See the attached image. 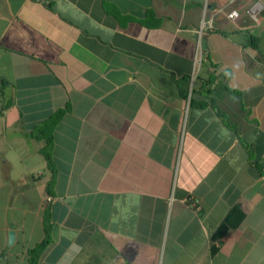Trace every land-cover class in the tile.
I'll list each match as a JSON object with an SVG mask.
<instances>
[{
    "label": "crops",
    "instance_id": "0c3cea01",
    "mask_svg": "<svg viewBox=\"0 0 264 264\" xmlns=\"http://www.w3.org/2000/svg\"><path fill=\"white\" fill-rule=\"evenodd\" d=\"M0 99V264H264V0H0Z\"/></svg>",
    "mask_w": 264,
    "mask_h": 264
},
{
    "label": "rangeland",
    "instance_id": "374dc122",
    "mask_svg": "<svg viewBox=\"0 0 264 264\" xmlns=\"http://www.w3.org/2000/svg\"><path fill=\"white\" fill-rule=\"evenodd\" d=\"M1 112L2 110H0V190H5L6 185L4 184H7L9 179H4V170H6L4 163L8 167V177L13 178L23 170L25 165H29L35 174V171L42 169L38 166L43 165V160L38 153L39 150H37L40 141L20 136L15 122L10 124V122L4 121ZM36 163H39V165L35 166Z\"/></svg>",
    "mask_w": 264,
    "mask_h": 264
},
{
    "label": "trees",
    "instance_id": "16d2710c",
    "mask_svg": "<svg viewBox=\"0 0 264 264\" xmlns=\"http://www.w3.org/2000/svg\"><path fill=\"white\" fill-rule=\"evenodd\" d=\"M63 112H64V109L62 108L55 110L52 114L51 123H54L62 115ZM46 126L50 128L52 124L47 122V123L41 124L40 126H36V128L34 129V132L33 133L29 132L27 136L43 141V145L39 149V151L43 155V158L47 166L51 167L52 163H51V160L48 154V148L51 142V137L49 134V130L46 129ZM46 240L47 238L43 237L41 241H39L38 243H36L34 246H32L31 248L27 250L26 264H36L37 257L40 251L42 250V248L44 247Z\"/></svg>",
    "mask_w": 264,
    "mask_h": 264
},
{
    "label": "built area",
    "instance_id": "2783aa9c",
    "mask_svg": "<svg viewBox=\"0 0 264 264\" xmlns=\"http://www.w3.org/2000/svg\"><path fill=\"white\" fill-rule=\"evenodd\" d=\"M251 9H248L246 12L247 13H249V14H251ZM236 15V12L235 11H231V12H229L228 14H227V17H229V18H231V17H233V16H235ZM252 15V14H251Z\"/></svg>",
    "mask_w": 264,
    "mask_h": 264
},
{
    "label": "water",
    "instance_id": "95a60500",
    "mask_svg": "<svg viewBox=\"0 0 264 264\" xmlns=\"http://www.w3.org/2000/svg\"><path fill=\"white\" fill-rule=\"evenodd\" d=\"M12 238H13V233H12L11 230H9V231L7 232V241H8V243H11Z\"/></svg>",
    "mask_w": 264,
    "mask_h": 264
}]
</instances>
